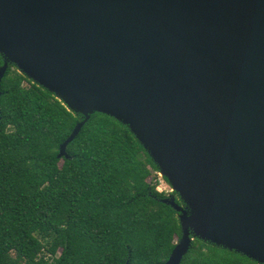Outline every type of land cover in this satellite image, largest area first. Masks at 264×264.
Listing matches in <instances>:
<instances>
[{
  "label": "water",
  "instance_id": "1",
  "mask_svg": "<svg viewBox=\"0 0 264 264\" xmlns=\"http://www.w3.org/2000/svg\"><path fill=\"white\" fill-rule=\"evenodd\" d=\"M0 53V98L13 64L85 117L60 157L95 113L136 136L181 198L164 264H264V0H0Z\"/></svg>",
  "mask_w": 264,
  "mask_h": 264
},
{
  "label": "trees",
  "instance_id": "2",
  "mask_svg": "<svg viewBox=\"0 0 264 264\" xmlns=\"http://www.w3.org/2000/svg\"><path fill=\"white\" fill-rule=\"evenodd\" d=\"M1 93L0 264L166 263L182 203L128 126L95 113L60 157L85 117L12 64ZM181 264L259 263L195 239Z\"/></svg>",
  "mask_w": 264,
  "mask_h": 264
},
{
  "label": "rangeland",
  "instance_id": "3",
  "mask_svg": "<svg viewBox=\"0 0 264 264\" xmlns=\"http://www.w3.org/2000/svg\"><path fill=\"white\" fill-rule=\"evenodd\" d=\"M17 70L20 72V70L18 68H17ZM164 179H165V177H163L162 174L160 173L158 176V179H156L159 182V188L158 189L161 192H166L168 195H171V193L174 192L173 186L169 181H166ZM169 197L170 198H176L175 196H169ZM178 198L181 199L179 194H178ZM183 207L186 209L185 205Z\"/></svg>",
  "mask_w": 264,
  "mask_h": 264
}]
</instances>
